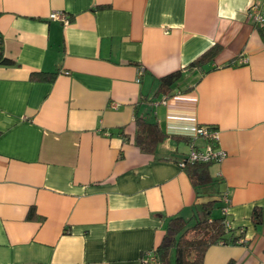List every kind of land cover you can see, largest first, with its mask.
<instances>
[{
    "label": "crops",
    "instance_id": "0c3cea01",
    "mask_svg": "<svg viewBox=\"0 0 264 264\" xmlns=\"http://www.w3.org/2000/svg\"><path fill=\"white\" fill-rule=\"evenodd\" d=\"M0 36L13 61L0 64V264H143L204 201L178 165L198 126L225 153L206 196L227 197L247 240L210 245L203 264H264V0H0ZM136 115L167 135L154 153L132 143Z\"/></svg>",
    "mask_w": 264,
    "mask_h": 264
},
{
    "label": "trees",
    "instance_id": "16d2710c",
    "mask_svg": "<svg viewBox=\"0 0 264 264\" xmlns=\"http://www.w3.org/2000/svg\"><path fill=\"white\" fill-rule=\"evenodd\" d=\"M259 28L261 29L262 27ZM219 51L220 46L214 45L193 59L186 67L160 77L156 94H162L164 98L172 96L174 94V84L182 77L183 69H192L194 67L203 69L204 66L210 64ZM0 64H13V61L8 59L3 53L1 36ZM33 77L36 80L44 79L45 81H50L53 75L46 76V74L41 75L40 73L34 74ZM134 125L132 143L142 152L154 153L157 145L167 137L156 122H149L142 116H135ZM212 163H189L186 161L184 166L181 167V169L186 171L192 185L196 188L197 199L204 197L199 187H205L218 181L210 174L209 166ZM221 202L222 196L221 194L219 195L218 191L216 194L209 195L203 202L198 201V205L197 203L195 204L198 214L192 220V224L181 216L171 217L166 223L161 243L156 249L150 251L157 258V264H170L169 254L172 249H174L173 264H203L205 251L212 244H246L244 229L241 228L238 229L239 231L237 230L238 232L235 231L227 220L226 213H221L220 216L212 215L214 207L222 209ZM251 219L255 225L260 224L262 222V209L254 208ZM194 233H199L200 236L192 237Z\"/></svg>",
    "mask_w": 264,
    "mask_h": 264
},
{
    "label": "built area",
    "instance_id": "2783aa9c",
    "mask_svg": "<svg viewBox=\"0 0 264 264\" xmlns=\"http://www.w3.org/2000/svg\"><path fill=\"white\" fill-rule=\"evenodd\" d=\"M248 15L258 24L263 23V18L259 12V7L256 4H252L248 9ZM50 19H57L62 22H67L66 17L63 14L60 13H52L49 17ZM241 62H244V59L240 60ZM196 138H200L204 141L205 146L204 149H200L197 146L193 144V141ZM219 136L215 129L212 127L207 126H198L195 131V137L194 139L189 141L190 145V152L188 155L179 162V166L183 167L184 162H218L221 159H223L225 153L216 147V144L218 143ZM223 202L225 203L221 209L222 213H227V202L228 199L226 196H224ZM157 258L152 252L147 253L146 258L144 259L143 264H157Z\"/></svg>",
    "mask_w": 264,
    "mask_h": 264
},
{
    "label": "rangeland",
    "instance_id": "374dc122",
    "mask_svg": "<svg viewBox=\"0 0 264 264\" xmlns=\"http://www.w3.org/2000/svg\"><path fill=\"white\" fill-rule=\"evenodd\" d=\"M217 187H218V183L217 182H215V183H212V184H210V185H206L205 187H199V190H200V192H203L204 193V200H206L207 199V190H212V188H214V190L216 191L217 190ZM212 192V191H211ZM212 194V193H211ZM212 215L213 216H218V208L217 207H214V209H213V212H212ZM190 224H192V221H191V223ZM200 236V234L198 233H194L193 235H192V237H199Z\"/></svg>",
    "mask_w": 264,
    "mask_h": 264
}]
</instances>
